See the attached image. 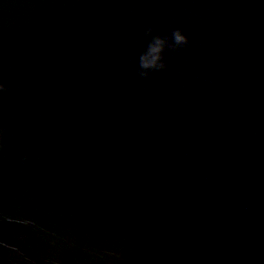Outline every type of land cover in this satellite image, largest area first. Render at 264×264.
Returning a JSON list of instances; mask_svg holds the SVG:
<instances>
[{"label": "water", "instance_id": "1", "mask_svg": "<svg viewBox=\"0 0 264 264\" xmlns=\"http://www.w3.org/2000/svg\"><path fill=\"white\" fill-rule=\"evenodd\" d=\"M0 82V264H264V0H0Z\"/></svg>", "mask_w": 264, "mask_h": 264}, {"label": "clouds", "instance_id": "2", "mask_svg": "<svg viewBox=\"0 0 264 264\" xmlns=\"http://www.w3.org/2000/svg\"><path fill=\"white\" fill-rule=\"evenodd\" d=\"M150 31V30H149ZM176 44L178 45H186L188 43V38L183 34L182 31L177 30L174 33ZM165 41L162 40L160 37L155 38V42L153 44L152 50L154 53H156V56L153 60H145L143 64L144 71L141 73V75L147 76L149 71L152 70H160L165 67L163 63V57L162 52L164 49ZM7 86L5 83L0 82V93L6 92ZM23 159H27V157H24Z\"/></svg>", "mask_w": 264, "mask_h": 264}]
</instances>
